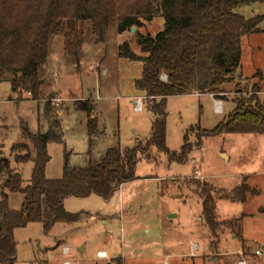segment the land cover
<instances>
[{
    "label": "rangeland",
    "instance_id": "rangeland-1",
    "mask_svg": "<svg viewBox=\"0 0 264 264\" xmlns=\"http://www.w3.org/2000/svg\"><path fill=\"white\" fill-rule=\"evenodd\" d=\"M236 12L248 20L258 16L263 20L257 32L241 38V68L229 77L225 93L213 94L224 101V113L215 114L208 94L196 96L194 92L166 99L163 111L169 154L152 147L138 153L137 180L119 186L114 195L119 202L123 199L121 211L116 197L106 203L97 195L69 198L64 209L82 214L80 221L73 225L56 222L49 233L42 224L15 230L14 264H264V134L202 135L234 110L233 99L250 98L256 86L261 88L256 97L264 101V4ZM140 20L142 26L133 33L119 34L116 25L110 24L101 38L89 21L77 23L74 27L84 38L78 64L66 56L63 37L52 36L39 72V101H31L29 94L17 95L8 83H0V160L7 158L11 169L22 174L23 187L30 184L33 162L16 165L11 149L21 144L31 147L25 132L46 134L54 121L59 124V139L47 145V180L99 163L109 149L125 150L138 142L146 146L151 139L157 118L154 104L134 87L142 77L143 62L118 56L124 43L134 54L144 56L136 36H154L164 29L165 21L159 15L151 22ZM68 27H64L66 32ZM164 76L161 80L165 82ZM137 97L144 98V109L135 113L132 101ZM86 100L94 106L91 118L97 122L92 135L88 112L79 110ZM183 145L189 152L180 162ZM174 153L178 157H172ZM203 186L213 195L217 221H235L233 229L224 227L217 238L211 236L202 217L205 198L199 193ZM213 189H238L246 200L220 197ZM5 194L8 208L19 211L24 196L4 191L0 179V201ZM90 214L96 219L89 220ZM107 218H113L112 223L103 224ZM196 244L199 250L195 252ZM63 247L69 249L67 254ZM98 252L106 253L108 260H98Z\"/></svg>",
    "mask_w": 264,
    "mask_h": 264
},
{
    "label": "trees",
    "instance_id": "trees-1",
    "mask_svg": "<svg viewBox=\"0 0 264 264\" xmlns=\"http://www.w3.org/2000/svg\"><path fill=\"white\" fill-rule=\"evenodd\" d=\"M255 3L264 4V0H0V83H8L17 95L29 94L33 102L41 100L39 72L46 63L52 36L63 37L66 56L78 64L84 38L74 27L77 23L89 21L94 34L101 38L113 23L117 33L122 34L142 26L140 19L151 22L159 15L165 21L164 29L156 35L136 36L144 56L134 54L127 43L119 47L118 53L120 58L143 62L142 77L134 87L154 104L157 115L146 146L138 142L125 150L109 149L99 163L67 170L61 179L47 180V145L59 139V124L54 121L46 134L30 136L25 132L31 147L21 144L11 149L16 165L33 162L28 186L23 187L22 174L11 169L7 158L0 160L2 189L24 196L19 211L8 208V195L0 201V264H14L16 260L15 230L42 224L44 232L49 233L56 222H79L82 214L67 213L65 200L97 195L104 202L109 201L119 186L137 180L139 152L146 153L147 147H152L168 153L164 102L172 96L194 92L225 93L224 85L231 82L229 77L241 68V38L257 32L263 20L260 16L248 20L236 10ZM65 25L69 26L68 32ZM162 75L166 82L161 80ZM260 89L256 86L248 99H233L234 110L216 128L203 131V137L222 133L264 134V101L256 97ZM237 91L243 93L240 87ZM80 105L79 110L90 116L87 122L92 135L97 128L96 119L91 118L94 106L88 100ZM188 152L183 145L179 157L176 153L171 156L181 162ZM207 189L203 186L199 193L205 198L202 217L211 236L217 238L224 227L233 229L235 221H217L216 203ZM214 193L239 202L246 200L238 189Z\"/></svg>",
    "mask_w": 264,
    "mask_h": 264
},
{
    "label": "built area",
    "instance_id": "built-area-1",
    "mask_svg": "<svg viewBox=\"0 0 264 264\" xmlns=\"http://www.w3.org/2000/svg\"><path fill=\"white\" fill-rule=\"evenodd\" d=\"M165 77V82L167 80L166 76ZM196 96H201L199 94H196ZM209 97L212 99V102H214V112L217 115H222L223 114V101H221V99L217 98V96L214 95H209ZM143 100L144 98L142 97H137V99H135L134 101H132V104L134 105V112H142L144 109V104H143ZM69 252V249L66 247H63V253L67 254ZM259 253V251H258ZM257 253V254H258ZM98 260H108L109 256L106 255V253L104 252H98L96 254ZM64 264H71L69 262H65ZM240 264H244V263H240Z\"/></svg>",
    "mask_w": 264,
    "mask_h": 264
},
{
    "label": "crops",
    "instance_id": "crops-1",
    "mask_svg": "<svg viewBox=\"0 0 264 264\" xmlns=\"http://www.w3.org/2000/svg\"><path fill=\"white\" fill-rule=\"evenodd\" d=\"M240 76H242L243 77V75L242 74H240ZM257 76H260L261 77V75L260 74H258ZM208 96V95H207ZM221 99V98H220ZM221 101H223V100H221ZM223 113H224V101H223ZM217 115V114H216ZM218 116H220V115H218ZM134 182V181H133ZM131 183V182H130ZM125 184H127V183H125ZM122 185H124V184H122ZM116 197V202H117V204L116 205H118V209H119V211H121V207H123V205H122V203H123V199H120V202L119 201H117V196H115ZM114 197V198H115ZM106 202H108V201H106ZM105 202V203H106ZM96 219V217L94 216V215H91L90 214V216H89V220H95ZM113 219V218H112ZM112 219L111 218H107L106 220H104V221H102L103 222V224H107V223H112ZM121 220V219H120ZM124 221V220H123ZM197 245V246H196ZM195 246L193 245V250L196 252V251H198L199 250V245L198 244H196Z\"/></svg>",
    "mask_w": 264,
    "mask_h": 264
},
{
    "label": "water",
    "instance_id": "water-1",
    "mask_svg": "<svg viewBox=\"0 0 264 264\" xmlns=\"http://www.w3.org/2000/svg\"><path fill=\"white\" fill-rule=\"evenodd\" d=\"M134 31H135V29L133 28V29H132V33H133Z\"/></svg>",
    "mask_w": 264,
    "mask_h": 264
}]
</instances>
